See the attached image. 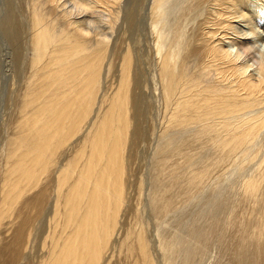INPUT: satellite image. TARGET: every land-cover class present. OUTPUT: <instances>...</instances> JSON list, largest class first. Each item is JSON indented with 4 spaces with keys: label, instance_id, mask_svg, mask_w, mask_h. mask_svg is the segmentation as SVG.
I'll use <instances>...</instances> for the list:
<instances>
[{
    "label": "bare ground",
    "instance_id": "obj_1",
    "mask_svg": "<svg viewBox=\"0 0 264 264\" xmlns=\"http://www.w3.org/2000/svg\"><path fill=\"white\" fill-rule=\"evenodd\" d=\"M27 1L28 74L0 142V264H197L211 238L236 246L229 264H264V0L253 5L258 26L250 0ZM67 3L79 14L99 8L98 19H74ZM139 5L165 127L158 169L135 182L129 150L144 132L143 70L136 46L118 57L112 40L119 18L134 29ZM12 13L2 5L0 27ZM214 170L231 180L230 197L217 187L204 196ZM134 185L146 206L127 226ZM176 197L203 206L184 234L175 230ZM146 213L166 219L153 235ZM46 218L49 236L34 259Z\"/></svg>",
    "mask_w": 264,
    "mask_h": 264
},
{
    "label": "rangeland",
    "instance_id": "obj_2",
    "mask_svg": "<svg viewBox=\"0 0 264 264\" xmlns=\"http://www.w3.org/2000/svg\"><path fill=\"white\" fill-rule=\"evenodd\" d=\"M250 1H251V5L248 4L246 7H248V9H249L250 15L253 14L251 17L252 22L255 25L257 24L256 26H258V23L260 22V21H258V18L260 17L261 21L263 23L264 17L263 16L261 17L260 12H259L260 13L259 17H257L259 4L256 3V0H250ZM27 2H28L27 0H0V8L2 7V5H4V8H7L9 5L10 14H11V12H13L12 13L13 18L12 17L11 18L13 19L12 21L14 22L13 25H12L13 22L9 23V24H11L10 25L11 27L7 26V25L5 26V24H4V26L2 24L0 27V68H1L0 69V142L2 141V138L5 134V132L9 131V130H7V128L13 129L10 126V122L13 118L15 119V117L17 115V113H16V102H15L16 101L15 100L16 99V97H15L16 91H19L23 88L25 78L28 74V66H27V61H26V56H25V48H24L25 47L24 45L26 43V39L28 37V18L27 17H28V10L29 9H28ZM253 2H254V4H253ZM68 5H70L71 8L70 7L67 8ZM253 5L258 6V8L255 6H254L255 7L254 8ZM66 6H64V7H66L67 9H72L74 11V12L72 11V13H73L72 15L74 17L71 15L74 19L75 18L76 19L81 18V19H85V20L86 19H89V20L92 19V20H90V22L94 21L95 19L96 20L98 19L97 18L98 13H96V12L99 11V8H98V10L93 9L92 11H88V13L86 11H82L81 14H79V12L75 13L76 9L72 8L74 6H72L71 4L67 3ZM244 7H245V5L242 6V9H245ZM249 7L252 8L253 10L250 9ZM143 9H144V7L142 5H139L138 8L136 7L135 16L139 17L138 14H140L141 16L138 19L136 17V19L138 21L136 20L134 23L135 25L131 26V28L134 27V29L132 28V30H130V26L129 27L127 26V22H126V19L124 17L119 18L121 21L117 20L119 22L116 23L117 25L114 26L115 28H113L115 31H113V37H114L113 40L114 41L112 40V45H113L112 49H116L118 57H120L123 54L124 49L128 44H130L132 46H136L137 47L136 52L139 54V58H140L139 60L141 61L140 68H141V70H143L142 71L143 77H144L143 78V84H141V86L139 85L138 92L139 93L141 92L140 87H142L141 93H143L142 95L145 96V98H144V96L142 98H143V100L145 99L143 103H144V107H146V108L144 109L145 111L143 112V113H145L144 116H141L142 121L139 120L138 124H140V127L143 128L140 130V133H142V131H144V132H143V134H140V137L137 139L136 144L134 143V145L136 147L132 146L130 148L131 150H129V151H133L132 153L129 152L131 154V157H132V159H130L131 163L129 164V168H130V171L133 175V179L135 182L139 181L142 178L145 180H148L153 175V170H155L154 169L155 164L158 161L155 159V156H156L155 151H157V144L160 141V135L163 132L164 127H165V123L163 121V119L165 120V118L163 115L162 107L159 104V101H157L154 98V95H155L154 90L155 89H154V83H153V74H152L153 71L151 70V69H153L152 60H151V59H153V55H151V53H150V47H151V38L150 37H151V34L149 31L148 25L143 23L144 19L142 18V16L144 15V12H146ZM83 12H85V13H83ZM93 12L96 14H94ZM92 13L94 14V16H92L93 15ZM254 14H256V17ZM140 19H141V21H140ZM139 21L142 23V25H140ZM136 23L139 24V25L137 24L139 30L135 27V26H137ZM94 24H93V27L95 28V31L99 32L98 29H100L101 31L105 30L106 32H110V31H108L109 29L106 30V29L102 28L101 27L102 24H99V22H95ZM144 24H145V27H144ZM91 26H92V24H91ZM141 26H143L144 28ZM136 29H137V31H136ZM116 42H118V44ZM115 55H116V53H115ZM112 57H113V55L111 56V58ZM5 68H6V70H5ZM105 78H109L106 81L110 87L111 82L113 81V76L106 74ZM105 86L103 87L104 89L107 87V86L106 87ZM147 86H148V88H147ZM8 126H10V127H8ZM78 149L79 148H76L75 152H77ZM168 153L169 152H167L165 156H168ZM172 154H174V153H172ZM156 158H157V156H156ZM172 158H174V156ZM172 158L171 157L169 158V162L167 163L168 166H169L170 162H172L171 160L174 161V159H172ZM175 159H177V158H175ZM222 166L224 167V165H222ZM222 166H219L220 168L217 167L216 169L217 170L223 169L222 171H224L228 167V166H225L223 168ZM156 167H157V165H156ZM165 167L166 166L164 165L163 167H159V168H162L161 170L164 169V172H165L168 170V169L166 170ZM157 169H158V167H157ZM219 170H218V173L216 170H214L215 173L213 172V174H211L212 177L210 176L208 178V180L210 179L211 181L209 180L208 182L206 181L207 183L206 182L204 183L205 185H207L206 187L208 188L207 192L205 193L204 196L209 197L216 190H217L215 192L216 195H217V193L220 192V194L217 196H220L222 194H224L223 196H225V197L231 196V194H230V192H231V180H227V182H226L221 178L216 179L215 176L220 173ZM214 178H215V180H214ZM1 184H2V180H0V186H1ZM147 185H149V181H147ZM132 187H133V189L131 188L132 191L130 189V193H129L131 195H129V197H128L129 201H127V204L129 203L128 204L129 206H127V207H129V209H127L128 211H125L127 213L125 214V217H124V223L126 221L125 225H127V226H129L131 223L132 224L135 223V217H136L135 212H136V210L137 209L144 210L145 206H146V197H145L144 192L142 195H140L136 189L137 187H135V185ZM216 187H217V189L213 190ZM131 192H133V193H131ZM215 193L212 195L211 199L216 198ZM176 199L177 200H176L175 205L178 209L176 212L177 214H175L177 223L174 225H176V228L175 227L174 228H175V230H178V231L180 230L181 233L183 231V234H184V232L187 231L186 226H188L190 221L193 219L194 214L195 215L197 214L196 211L197 210L200 211L201 209L203 210V206H202V203H200L201 205L199 208V205H197L195 202L193 204L190 203V205H188L189 207H186L187 204L183 203L184 199H182V197H178V198L176 197ZM231 202L232 201L230 199V203ZM182 203L185 204L186 208L184 207L185 209L180 210L181 207L183 208V206H184V205H182ZM198 204H199V202H198ZM204 212H206V211H204ZM203 213L202 212L200 213L201 216L199 213L197 215L198 218L200 216L201 220L202 219L205 220L206 217L208 218V216H205V218H204ZM197 216H195V217H197ZM154 217L157 218L156 216H154ZM154 217L148 215L147 213L145 215L146 221L150 222V223H148L149 224L148 227L150 228L149 230L151 231L152 235H153V233H155V231H156L155 229L158 226L162 225L161 222H163L162 220L165 218V216L163 218V215H161V216L159 215V217H160V218L158 217L159 219H154ZM164 220H166V219H164ZM47 221H48V219L46 218L41 222L39 235L36 237V240H34L35 242L33 244L36 245L35 249H33V251H35V252H33L34 259L38 255L42 254L43 242L45 241V239H47L46 236H49V234H47L48 230H49V227H48L49 222H47ZM191 223H192V221H191ZM199 223H201V222L199 221ZM205 223H207V222L205 221ZM224 226H225V224L222 225L223 228H224ZM229 229H232V228L227 227L226 230L229 231ZM233 230L234 229H232V232L234 233ZM227 233L228 232H226L227 236L225 237L226 240H227L229 235H231V236H229L230 238L234 237V234L231 233V230L229 231L228 234ZM208 243H209L207 245L209 247L207 249L208 253H205L206 251L203 252V253L208 255V256H206L204 254V256L207 258L203 259L204 257H202L203 261L201 263L197 262V264H204L207 262H209V263L211 262L212 264H214L215 259L216 260L221 259V261L224 264H229L234 260L233 254L235 253L236 246H234L230 242H226L225 246H223L218 240H216V238H211ZM34 245H33V247H34ZM35 253L37 254V256L35 255ZM212 256H213V258L215 257L214 260L211 259ZM116 257L120 258V259H117L119 261H121V259H124L123 255L122 254L119 255L118 252H115V259H116ZM30 259H29V261H30ZM34 259L32 258L31 261H33Z\"/></svg>",
    "mask_w": 264,
    "mask_h": 264
}]
</instances>
